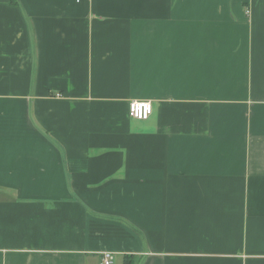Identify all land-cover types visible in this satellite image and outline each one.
<instances>
[{
    "label": "crops",
    "instance_id": "1",
    "mask_svg": "<svg viewBox=\"0 0 264 264\" xmlns=\"http://www.w3.org/2000/svg\"><path fill=\"white\" fill-rule=\"evenodd\" d=\"M106 251L264 264V0H0V264Z\"/></svg>",
    "mask_w": 264,
    "mask_h": 264
},
{
    "label": "built area",
    "instance_id": "2",
    "mask_svg": "<svg viewBox=\"0 0 264 264\" xmlns=\"http://www.w3.org/2000/svg\"><path fill=\"white\" fill-rule=\"evenodd\" d=\"M153 111L152 101L149 100H132L129 103V115L132 118L144 120L147 119ZM113 253L106 251L101 256L102 264L113 263Z\"/></svg>",
    "mask_w": 264,
    "mask_h": 264
},
{
    "label": "trees",
    "instance_id": "3",
    "mask_svg": "<svg viewBox=\"0 0 264 264\" xmlns=\"http://www.w3.org/2000/svg\"><path fill=\"white\" fill-rule=\"evenodd\" d=\"M125 262H126V264H133V261L132 260L129 261V259L127 260V258H126Z\"/></svg>",
    "mask_w": 264,
    "mask_h": 264
}]
</instances>
